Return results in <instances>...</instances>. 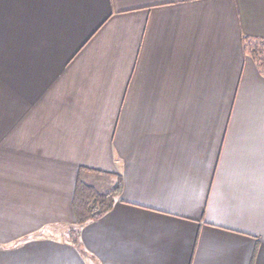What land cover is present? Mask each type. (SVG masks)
Segmentation results:
<instances>
[{
	"label": "crops",
	"instance_id": "obj_1",
	"mask_svg": "<svg viewBox=\"0 0 264 264\" xmlns=\"http://www.w3.org/2000/svg\"><path fill=\"white\" fill-rule=\"evenodd\" d=\"M247 38L264 0H0V264H264ZM77 181L121 192L68 238Z\"/></svg>",
	"mask_w": 264,
	"mask_h": 264
},
{
	"label": "trees",
	"instance_id": "obj_2",
	"mask_svg": "<svg viewBox=\"0 0 264 264\" xmlns=\"http://www.w3.org/2000/svg\"><path fill=\"white\" fill-rule=\"evenodd\" d=\"M244 49L253 59L258 71L264 75V39L247 38ZM121 192L120 181L106 192H99L83 181H77L73 195L75 224L80 226L91 218L105 213L112 207L115 197ZM74 235L77 232L71 230Z\"/></svg>",
	"mask_w": 264,
	"mask_h": 264
},
{
	"label": "rangeland",
	"instance_id": "obj_3",
	"mask_svg": "<svg viewBox=\"0 0 264 264\" xmlns=\"http://www.w3.org/2000/svg\"><path fill=\"white\" fill-rule=\"evenodd\" d=\"M115 184H116V183H115ZM115 184H114V185H115ZM89 185H90V184H89ZM114 185H113V186H114ZM90 186H92V185H90ZM92 187H93L94 189L98 190V189L95 188L94 186H92ZM111 188H112V187H111ZM111 188H110V189H111ZM98 191H99V192H106V191H101V190H98ZM69 228H71V226H68V225L64 226V236H65V237H68V238H69V237H73V235H74V233H73L71 230L77 232V225L73 224V225H72V228H73V229H70V230H69ZM74 237H76V235H75Z\"/></svg>",
	"mask_w": 264,
	"mask_h": 264
}]
</instances>
